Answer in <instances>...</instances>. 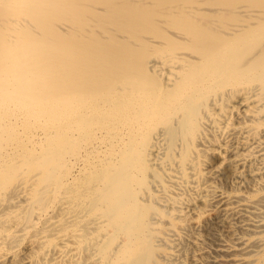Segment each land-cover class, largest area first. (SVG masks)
Wrapping results in <instances>:
<instances>
[{
    "label": "bare ground",
    "instance_id": "bare-ground-1",
    "mask_svg": "<svg viewBox=\"0 0 264 264\" xmlns=\"http://www.w3.org/2000/svg\"><path fill=\"white\" fill-rule=\"evenodd\" d=\"M0 264H264V0H0Z\"/></svg>",
    "mask_w": 264,
    "mask_h": 264
}]
</instances>
